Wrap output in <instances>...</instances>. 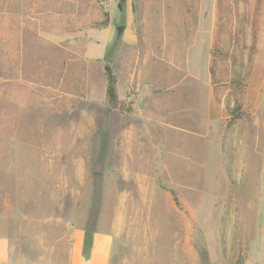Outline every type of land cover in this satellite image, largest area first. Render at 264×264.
I'll use <instances>...</instances> for the list:
<instances>
[{
    "label": "rangeland",
    "instance_id": "374dc122",
    "mask_svg": "<svg viewBox=\"0 0 264 264\" xmlns=\"http://www.w3.org/2000/svg\"><path fill=\"white\" fill-rule=\"evenodd\" d=\"M263 82L264 0H0L8 264H259Z\"/></svg>",
    "mask_w": 264,
    "mask_h": 264
},
{
    "label": "crops",
    "instance_id": "0c3cea01",
    "mask_svg": "<svg viewBox=\"0 0 264 264\" xmlns=\"http://www.w3.org/2000/svg\"><path fill=\"white\" fill-rule=\"evenodd\" d=\"M262 107L264 109V82L261 90ZM264 175V159L262 162L261 175ZM264 188V187H263ZM262 184L260 193L264 195ZM261 195V196H262ZM264 201V197L262 198ZM113 237L109 232L92 231L88 245L85 243V230L75 229L71 232V244L67 256L66 264H108L112 254ZM253 256L257 253L252 247ZM259 250V254L264 256V246ZM9 242L7 238H0V264H8ZM264 259V258H263ZM259 264H264V260L256 259Z\"/></svg>",
    "mask_w": 264,
    "mask_h": 264
},
{
    "label": "trees",
    "instance_id": "16d2710c",
    "mask_svg": "<svg viewBox=\"0 0 264 264\" xmlns=\"http://www.w3.org/2000/svg\"><path fill=\"white\" fill-rule=\"evenodd\" d=\"M103 71L106 79L105 95L108 106L111 109H117L122 111L130 110L129 108H124L123 102L118 97L117 77L113 72L111 66V59H109L108 57H106L105 59Z\"/></svg>",
    "mask_w": 264,
    "mask_h": 264
},
{
    "label": "water",
    "instance_id": "95a60500",
    "mask_svg": "<svg viewBox=\"0 0 264 264\" xmlns=\"http://www.w3.org/2000/svg\"><path fill=\"white\" fill-rule=\"evenodd\" d=\"M122 30H123V26H118V27H117V31H118V33H121Z\"/></svg>",
    "mask_w": 264,
    "mask_h": 264
}]
</instances>
